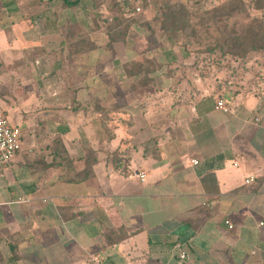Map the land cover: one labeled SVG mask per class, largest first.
<instances>
[{"label": "crops", "instance_id": "1", "mask_svg": "<svg viewBox=\"0 0 264 264\" xmlns=\"http://www.w3.org/2000/svg\"><path fill=\"white\" fill-rule=\"evenodd\" d=\"M34 2L0 22V116L21 129L0 170V264H264V94L192 87L152 118L129 109L127 133L109 121L102 137L99 108L129 77L103 85L107 41L90 35L95 48L72 58L67 11L23 8ZM124 50L119 69L140 60Z\"/></svg>", "mask_w": 264, "mask_h": 264}, {"label": "rangeland", "instance_id": "2", "mask_svg": "<svg viewBox=\"0 0 264 264\" xmlns=\"http://www.w3.org/2000/svg\"><path fill=\"white\" fill-rule=\"evenodd\" d=\"M123 1H126L127 4L129 3L128 8H130V6L132 8L135 4L136 7H139L138 11L134 10L132 16L135 19V26L130 30L125 43H120V45H117L118 50L116 51L115 55L106 50H104L103 54H101L102 65L100 66V70L108 71L102 74V84L110 85L111 83L113 84L119 80L117 74L121 73L118 71L122 70L119 69L118 64H115L113 62L115 59L118 60L125 57V47L126 49H128L127 58L135 57L140 60L146 59L145 61L151 64L146 67L147 71H150L153 67H155L156 72L153 74L151 73V75L146 74L145 71L143 75V73L141 72V81L146 80L145 78H148V82L150 80H153V82L149 85H147V83L144 85H138L136 83V77H131L125 80V84L128 85V88L125 86L123 79H121L122 87L120 84H114L117 87L116 89L120 92L112 95L117 102H114L111 99V95H106V102L112 100L109 106H107L109 112L108 114L109 116H111V119L109 121H112L110 125H114L118 128L117 133L119 134V136H124L127 133L126 129L128 130L129 109H131V112H140V110H143L147 119L152 118L156 115L155 113L157 111V107H159V109L166 110L170 106H174L178 102V100L188 101V90L192 87H196L199 90L207 88V90L210 89L211 92H214V94L216 95L218 94V92H216L215 86L217 84L219 85L221 93L223 94L225 93V91L234 92L239 95V97H245L249 95H256L259 97L261 94H264V53H255L251 57H249L247 61L238 63L236 61H232L230 57L227 58L221 56L220 53L210 54L201 52L200 50H202L204 46H200L197 43L193 42L187 48V50L190 52L189 57H183L181 48L179 47V42H181V40H179L177 44L174 43L172 45L168 41H165L163 38L161 39L153 37L145 27V22L154 21V17L159 15L156 0H147L148 3L145 7L142 6L141 3L139 4L141 0ZM174 1H180L184 4H187L197 12L205 9L206 7H209L217 0ZM26 2H28V0H25V3ZM99 2H101V0H86L84 4L82 3L85 8L80 10L79 12L77 10L78 14L75 16V18L76 21L80 20L85 31L88 32L91 37L100 44V46L104 47L106 44L105 40L107 41V39L104 34L102 25L100 26V30L94 31L91 29L92 23L90 18L92 15H96L98 11L94 8V4H99ZM12 3V0H0V22L9 23L10 20L14 19L12 16V7L14 5H12ZM120 3L121 5H124V2ZM7 7H9L10 9L7 10ZM103 7L104 4L101 3L99 8L103 9ZM23 8H26V6H24ZM252 13L253 15L257 16V18H259V20L264 24V19L260 17L259 13L255 11ZM38 16L39 15H37L36 18ZM31 18L32 17L26 19V22H28ZM58 18L62 21L64 15H58ZM34 21L39 22L40 24L46 20H44V18H37ZM171 50L173 51V55H176L178 59L176 62H172L170 63V66H168L166 60H168V57L170 56L167 57L165 55ZM132 69L134 71V67ZM111 71L116 72V74L110 73ZM193 80H195V82H193ZM210 80H212L215 85L207 86ZM190 81L192 85L188 84ZM150 87L155 91L160 90L159 93L150 94ZM127 89L128 92H126ZM133 90L138 91V93H134V96H137V98H139L136 101L138 104L131 102L130 91ZM174 92L177 95L176 97L174 95ZM158 100L159 103L157 102ZM140 103H143V106H141L140 109L136 110L135 108H137ZM117 106H119V108ZM151 113H153L152 116L150 115ZM7 120L10 124H12V121H10L9 119ZM132 121H143V119L136 116L134 120L132 119ZM120 122L122 123L120 124ZM110 129L111 128H109V130ZM101 135L102 137H104L108 136L109 133H106L102 129Z\"/></svg>", "mask_w": 264, "mask_h": 264}, {"label": "trees", "instance_id": "3", "mask_svg": "<svg viewBox=\"0 0 264 264\" xmlns=\"http://www.w3.org/2000/svg\"><path fill=\"white\" fill-rule=\"evenodd\" d=\"M20 1L12 0V5H16ZM85 1L42 0L29 3L26 7H31L33 11L37 10L40 12L49 10L51 7L54 11L60 9L67 11V18L64 21L67 24L61 44L63 48L68 50L69 55L75 58L78 54L95 48L90 34L83 28L82 22L80 20L76 21L75 18L77 15L76 9L80 7V4H84ZM120 2H124V5H121ZM101 3L104 4L103 9L99 8ZM140 3L145 7L148 1L141 0ZM156 3L159 15L154 17V21L145 22V27L153 37L163 38L172 45L174 43L177 44L181 40L179 47L181 48L183 57H189L190 52L187 48L193 42L204 46L200 50L201 52L210 54L220 53L221 56L230 57L232 61L238 63L247 61L255 53H264V24L252 13L255 11L264 19V0H217L209 7L197 12L189 5L180 1L156 0ZM135 5L132 8L131 6L128 8L129 3L127 4L123 0H101L99 4H94V8L98 11L96 15H92L90 18L92 23L91 29L94 31L100 30V26L102 25L107 39L106 47L109 51H114L113 45L115 43H125L130 30L135 26V19L132 16L134 10L137 11L136 9H139ZM8 9L10 8L7 7ZM25 16L21 15L20 19H27L33 15ZM13 18L10 21L17 22L15 15H13ZM165 56H170L166 60L168 66L178 59L176 55H173L172 50L166 53ZM145 60L137 61L131 58L124 61L121 65L124 75L129 78L136 77L138 85L146 83L149 85L153 82V80H150L149 83L148 78L141 81V72L143 75L145 72L148 75L156 72L155 67L147 71L146 67L150 63ZM211 85H215L212 80L209 81L207 86ZM215 86L218 97L229 100L236 95V93L230 91H225L223 94L219 85ZM117 107L119 108V106ZM99 109L102 129L110 134L108 124L111 116L108 114V107L100 106ZM61 146V141L56 139L54 141V149H60ZM61 158L64 159L62 156Z\"/></svg>", "mask_w": 264, "mask_h": 264}, {"label": "built area", "instance_id": "4", "mask_svg": "<svg viewBox=\"0 0 264 264\" xmlns=\"http://www.w3.org/2000/svg\"><path fill=\"white\" fill-rule=\"evenodd\" d=\"M139 10L138 8L136 9ZM217 109L226 111L228 109L227 104L222 100L218 99L216 101ZM255 121H259V118H255ZM20 138H21V129L19 126L10 124L6 117L0 116V170L5 167L7 163L12 159L14 154L20 150ZM193 164H197L196 160H192ZM140 178H143V175H140ZM260 224H262L260 222ZM229 228L232 225H228ZM185 255L180 254V257L183 258Z\"/></svg>", "mask_w": 264, "mask_h": 264}]
</instances>
